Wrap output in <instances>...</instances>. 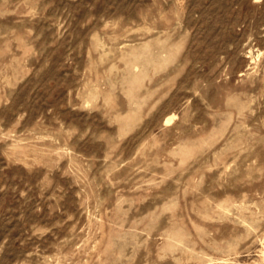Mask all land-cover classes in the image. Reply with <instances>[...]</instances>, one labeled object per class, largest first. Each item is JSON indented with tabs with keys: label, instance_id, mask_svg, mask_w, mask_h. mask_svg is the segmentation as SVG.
Returning a JSON list of instances; mask_svg holds the SVG:
<instances>
[{
	"label": "rangeland",
	"instance_id": "374dc122",
	"mask_svg": "<svg viewBox=\"0 0 264 264\" xmlns=\"http://www.w3.org/2000/svg\"><path fill=\"white\" fill-rule=\"evenodd\" d=\"M0 264H264V0H0Z\"/></svg>",
	"mask_w": 264,
	"mask_h": 264
}]
</instances>
